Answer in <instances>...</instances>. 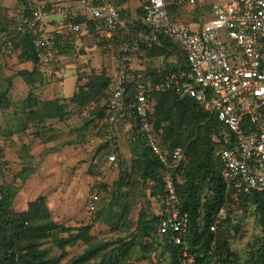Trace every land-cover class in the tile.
<instances>
[{"label": "trees", "instance_id": "16d2710c", "mask_svg": "<svg viewBox=\"0 0 264 264\" xmlns=\"http://www.w3.org/2000/svg\"><path fill=\"white\" fill-rule=\"evenodd\" d=\"M170 13L172 16L171 9ZM6 19L7 14L0 9V21H2L0 26L5 32L0 46L11 40L15 49L16 44L19 43L24 49L21 57L36 61L32 37L20 38L14 29L8 28L4 22ZM130 27L133 28V32L127 34L123 40L138 32L148 31L141 22H134ZM160 42L162 46L155 44V47L142 49V51L147 50L151 58L162 56L165 60L164 66L159 71L155 73L143 71L144 77L152 81L163 80L180 68L185 70L187 65L183 49L177 43L164 37H160ZM175 53L180 59L178 65L169 62L171 55ZM108 87L109 79L104 74H93L86 86L80 87L79 93L74 96L73 102L82 107L96 104L89 115L93 116L92 124L90 125L87 119L86 126L95 124V118L100 115L102 108L98 104ZM150 100L152 101L150 122L163 151L170 154L175 148L182 147L185 150V160L177 167L169 168L161 164L151 149L141 141L133 143L136 154H141L134 166L135 169H131V173H127L113 187L106 188L107 192L102 194V197L97 194L98 200L91 211L95 212L98 203L101 202V214L97 219L112 229L126 228V236L118 238L115 247L107 250V255L103 254L102 258L96 261L99 252L113 244L92 235L94 222L80 226L59 224L52 217L44 197L29 203L27 211L18 212L13 207V203L20 187L6 184L0 190V264H63V261L64 264H123L136 254L137 247L141 252L146 253L147 257L146 251L151 254L156 252L162 247L163 242L164 252L170 255L171 264H179L183 246L172 243L170 234L158 233L161 216L150 219L145 211L141 210L137 223L126 216L138 204V200L135 203L130 200L136 197L139 199L140 194L142 197L148 194L146 185L153 186L152 196L162 195L163 199L166 198L164 176L167 173L172 177L181 214L189 216L187 232L181 236L189 252L195 255L196 264H212L214 261L220 264H239V258L228 244L229 239L240 232L239 225L232 224V217L238 211H246L250 206H254L259 214L263 236L259 242L253 244L246 264H264V189L253 191L243 197L239 204H235L226 192L220 156L226 147L224 141L226 127L215 114L206 111L195 99L182 97L174 91L152 94ZM39 108L41 110L39 114L33 111L24 113L26 119L24 125L18 119L12 120L11 126L6 122V124L0 123V169L7 164L5 143L15 136L16 130H24L32 121L39 123L38 121L44 118H64L67 115L66 108L59 105L58 101L42 102ZM8 109H0V111H5L7 115L10 114ZM34 126L37 127L36 135L40 138L42 130L40 131L38 124ZM44 133L48 136V131ZM49 139L48 137L45 140ZM103 149L104 147L100 149L101 154L102 151L106 153ZM29 152L30 149L25 147L23 153L26 155L24 158L27 164L19 174L22 183L34 170L31 167L33 156ZM221 212H225L226 216L223 217ZM214 225L217 226L215 231L211 230ZM46 242H50L51 245L44 247ZM79 246H82V250L70 256L68 250ZM118 249L120 260L107 261L106 258L110 257L109 251ZM54 250L56 253L52 254Z\"/></svg>", "mask_w": 264, "mask_h": 264}, {"label": "built area", "instance_id": "2783aa9c", "mask_svg": "<svg viewBox=\"0 0 264 264\" xmlns=\"http://www.w3.org/2000/svg\"><path fill=\"white\" fill-rule=\"evenodd\" d=\"M201 1L143 0L141 23L148 31L138 32L121 44L120 62L108 74V121L115 126L127 125L132 143L141 141L161 164L177 167L185 160V150L177 147L170 154L163 151L150 122V96L174 91L195 99L226 127V147L220 154L222 178L226 192L239 204L243 197L264 189V0H215L211 5L213 18L196 29L171 16L172 7L196 6ZM60 3L27 0L30 16L13 27L20 38L32 37L37 63L46 74L53 73L62 50L58 37L61 32L48 28L52 5L58 4L57 13L72 20L64 31L70 34L80 35L85 28H92L99 38L109 39L119 27H125L117 0ZM76 20L83 22H73ZM160 37L183 49L187 65L185 70L180 68L163 80L152 81L125 61L144 47L160 43ZM1 49L12 55L13 41H6ZM109 161L117 165V156L111 155ZM164 177L167 195L162 201L158 233L170 234L172 243L183 246L179 264H196L195 255L189 252L181 236L187 232L189 216L182 215L178 208L171 175ZM97 200V196L89 199V212Z\"/></svg>", "mask_w": 264, "mask_h": 264}, {"label": "crops", "instance_id": "0c3cea01", "mask_svg": "<svg viewBox=\"0 0 264 264\" xmlns=\"http://www.w3.org/2000/svg\"><path fill=\"white\" fill-rule=\"evenodd\" d=\"M54 1L69 5L77 0ZM142 4L143 0H117L125 27H119L109 39L99 38L92 28H85L80 35L64 32L72 20L57 13L58 4L52 5L48 28L61 32L58 37L62 46L60 61L52 74L44 73L37 60L21 57L24 50L21 44H16L12 55L3 53L0 46V109L9 108L8 113L12 114H5L3 119L0 111V123L11 126L12 120L18 119L24 125V113L33 111L39 114V104L42 102L58 101L67 111L64 118L30 122L24 130H16L15 136L5 143V161L9 166L23 168L27 164L23 153L25 147L30 149L29 153L33 156L31 167L34 170L22 183L14 201V208L18 212L27 211L29 203L44 197L59 224H87L89 199L98 197L97 194L102 197L107 192L106 188L113 187L127 174L122 165H115L102 157V140L87 139L90 127L85 122L96 104L82 107L74 103L73 98L93 74H107L118 66L123 39L133 32L130 24L141 22ZM198 4L195 10L201 6V3ZM0 9L7 14L4 22L10 30L17 21L30 14L27 0H0ZM195 10L186 6L171 8L174 18L193 23L191 29H196ZM2 28L0 26V42L5 36ZM155 46H162V42ZM125 62L134 70L155 73L164 66L165 60L162 56L151 58L146 50L127 58ZM98 105L101 106V102ZM101 121L96 119L93 125H97L98 132ZM37 124L41 128L38 129L42 130L40 138L34 126ZM44 131H48V136ZM48 137L50 139L45 140Z\"/></svg>", "mask_w": 264, "mask_h": 264}, {"label": "rangeland", "instance_id": "374dc122", "mask_svg": "<svg viewBox=\"0 0 264 264\" xmlns=\"http://www.w3.org/2000/svg\"><path fill=\"white\" fill-rule=\"evenodd\" d=\"M215 0H202L201 6H198V8L195 10V6H188L186 7L188 9H194L196 12L193 14V16L196 17V27L195 28H201L202 25L209 20L213 18L211 5ZM199 5V4H197ZM203 5V6H202ZM185 23L190 28L192 27L193 23L191 21L185 20ZM178 54H172L171 58L169 59V62H171L173 65H178L180 62V59H178ZM104 74V73H102ZM109 72L104 75L108 78ZM110 98L109 94V87L107 91L102 95L101 99V111L100 115L96 116L95 119H102V121L98 124L100 125V130L98 132L97 125L90 126L92 123L93 116H90L88 118L90 121V130L87 134V139L89 141H92L96 138L102 140V145L104 147L103 150L106 151V153L102 154V157L109 161V157L111 155L117 156V164L122 165L123 169L126 173H130L131 169H135V164H137V161L140 159V155H137L135 152V145L129 140V134L130 131L128 130L127 125L121 123L118 125H111L108 121V115H107V109L106 105ZM5 112V111H4ZM3 111L1 112V116L5 117V113ZM102 112V113H101ZM0 116V121L1 120ZM96 121V120H95ZM94 127V128H93ZM80 136V135H78ZM3 143V142H2ZM17 151V150H16ZM139 154V152H138ZM16 164V163H14ZM20 169H23L21 167H17V165H11L8 164L4 165L0 169V190L2 187H4L6 184H13L15 187H21L22 182L19 177H17V174L21 171ZM20 170V171H19ZM146 189L148 191V194L146 196H139V199L133 198V203L138 200L137 206H134L132 211H129V214H127V218H131V220L135 223H137L139 213L141 210H144L146 215H148V218L152 219V217H158L161 213L162 209V201L163 197L162 195L158 196H152V189L153 186L146 185ZM20 190V189H19ZM16 199V198H15ZM131 199V197L129 198ZM15 201V200H14ZM101 206L102 203L99 202L95 212H87V223H92L94 226L92 228V235L100 240H103L108 243H112L113 245L108 247L107 249L99 252L98 258H96V261L98 259L102 258V255H107V250L113 249L115 247V242L118 238H122L126 236V228L118 229V228H111L105 223H102L99 219H97L98 215L101 214ZM14 207V203H13ZM99 209V210H98ZM16 210V209H15ZM52 214V213H51ZM221 215L223 217L226 216L225 212H221ZM52 217L55 219V216L52 214ZM232 224L233 225H239L240 232L238 235L233 236L229 239L228 244L229 246L235 251L237 257L239 258V264H246V261L249 258L250 250L253 248V244L257 243L261 240L263 236V228L262 224L259 218V214L254 206H250L246 209V211H238L235 213L232 217ZM57 222V221H56ZM59 223V222H57ZM131 244V243H130ZM128 244V245H130ZM50 242H46L44 247L50 246ZM164 242L161 248L157 249L156 252H152V254L149 251L148 252V258L146 257V253H143L137 249L135 250L134 256L130 258L127 262H124L125 264H171V257L169 254L164 252ZM256 249V246L254 247ZM82 250V246L80 247H74L69 249L68 251L71 253L70 256L74 255L75 253H78ZM56 251L54 250L52 254H55ZM58 253V252H57ZM110 257H107V261H116V259L120 260L121 255L119 254V249L115 250L113 252L109 251L108 254ZM159 261V262H158ZM120 262V261H119ZM245 262V263H244ZM65 261H63V264ZM108 263V262H107ZM123 263V264H124ZM122 264V263H121Z\"/></svg>", "mask_w": 264, "mask_h": 264}]
</instances>
